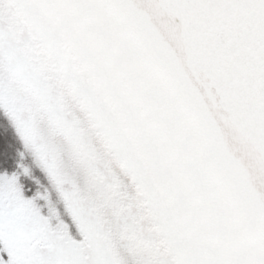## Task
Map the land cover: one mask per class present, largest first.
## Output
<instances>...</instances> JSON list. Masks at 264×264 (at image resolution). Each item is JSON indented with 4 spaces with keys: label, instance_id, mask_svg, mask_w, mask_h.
Returning a JSON list of instances; mask_svg holds the SVG:
<instances>
[{
    "label": "snow or ice",
    "instance_id": "snow-or-ice-1",
    "mask_svg": "<svg viewBox=\"0 0 264 264\" xmlns=\"http://www.w3.org/2000/svg\"><path fill=\"white\" fill-rule=\"evenodd\" d=\"M16 4L87 44L163 175L180 264H264V0ZM4 151L0 138V264H113L84 254L99 244L86 215L51 213Z\"/></svg>",
    "mask_w": 264,
    "mask_h": 264
},
{
    "label": "rangeland",
    "instance_id": "rangeland-1",
    "mask_svg": "<svg viewBox=\"0 0 264 264\" xmlns=\"http://www.w3.org/2000/svg\"><path fill=\"white\" fill-rule=\"evenodd\" d=\"M0 10L5 11L4 17L0 16V98H2L10 113L18 117L16 115L17 112L21 115V119H24L25 125L21 128L20 135L29 145L39 150L40 162L44 172L55 183L56 189L59 187L57 183L64 181L66 175L67 178H73L72 180L78 186V193L84 197H86L85 195L94 196L102 188V194L97 199V205H100L101 209L104 208L108 200L103 194L105 188L110 187L112 184L128 185V181L130 184L133 179H136V177L129 174L126 170L124 173H121L124 166L121 160V153L127 151L129 147L131 155L129 158L132 160L135 150L146 163V169L153 175L148 180L156 184L151 182V186L167 192V198L169 192L162 173L157 169L153 160L141 146L138 136L125 124L121 113L112 103L111 98L103 90L98 64L89 55L87 44L70 35L59 24L50 22L36 13L48 25L49 32L43 29L48 33V36H44V44L58 50V46L54 42L57 36L62 43L60 48H63V51L68 53L71 59H76L78 64L85 66L88 81L91 88L94 89L87 99H85V102L90 107L95 108L99 118L103 113V110H99V105L103 106V104H106L109 106L110 109L108 108V111H110L111 115L113 114L116 123L114 119L109 124L102 121L100 128L102 127V130L105 129L107 131V137L104 133L100 134L97 131L96 124L88 111L85 110L86 105L79 100L75 104L77 113L76 122L60 114L63 109L62 105L66 101L61 98L60 100L58 98H51L50 93L55 89L61 90L63 86H65L66 93H69L70 85L68 83L64 84L63 80L57 81L56 70L46 63L35 68L32 67L31 62L30 65L27 63L28 57H30L29 47H39L42 44L26 35H22L21 30L18 28L17 19L13 18L10 20L5 2L0 1ZM24 14L29 18L28 14L25 12ZM9 32L11 34L14 32L18 36V39L21 40V43L17 45V51L15 50L14 42L8 38ZM4 38L6 39L8 51H10V57L15 59L18 57L22 58L24 79L14 71V65L10 63V59L5 55ZM21 38L24 40L22 41ZM43 76L45 80L42 78ZM78 88L80 90L86 89L82 84H79ZM66 99L69 100L68 97ZM67 105H70L69 101H67ZM121 145H125V148L121 147ZM131 166L133 167V165ZM131 186L134 185H128V187ZM135 186L140 188L139 185ZM148 186L146 183V187L142 189L147 191ZM59 196L56 204L60 205V209L73 212L64 192H61ZM42 198L46 199V197ZM37 203H39V200ZM49 203V201H46L44 207L48 208ZM109 209H111L110 206ZM52 219H55V217L53 216ZM140 231L142 235H137L138 239H141L144 234H148V241H150V236L156 234L164 238V241H160L159 243L155 241L151 243L149 248L142 246L133 247L130 239L124 237L122 245L119 248L124 250V254L128 253L125 255L127 259L133 261L135 257H131L129 254L133 252V249H139L140 247V251L144 249L147 251H152V249H173L170 238L171 233L175 235L176 232L169 231L167 223L163 225L161 221V225L153 231L148 230L143 225Z\"/></svg>",
    "mask_w": 264,
    "mask_h": 264
},
{
    "label": "trees",
    "instance_id": "trees-1",
    "mask_svg": "<svg viewBox=\"0 0 264 264\" xmlns=\"http://www.w3.org/2000/svg\"><path fill=\"white\" fill-rule=\"evenodd\" d=\"M0 1L6 3L10 20L13 18L17 19L18 28L21 30L22 35H26L42 44L39 47H29L30 57H28L27 63L30 65L31 62L34 68L46 63L56 70L57 81L63 80L64 84L68 83L70 85V88L68 87L70 89L69 93H66L65 86L61 90L55 89L50 93L51 98H58L59 100L64 98L63 100L66 102L60 114L65 118H70L68 115L69 105H67L69 100L66 97L76 98L83 103L91 94V91L94 90L88 81L85 66L76 63L68 53L63 51V48H60L62 43L57 37L54 42L57 44L59 51L53 49L50 45L44 44V36H48V33L44 30L49 32L48 25L35 13L24 10L29 15L28 18L24 14L23 9L17 6L16 0ZM4 15L5 11L0 10V16L4 17ZM8 34L10 36H8L9 40L14 42L15 50L17 51V45L21 43V40L18 39L14 32L12 33L13 35L11 32ZM21 39L22 41L24 40L23 38ZM5 40L4 38L5 55L10 59V63L14 65V71L23 78L22 58L18 57L15 59L10 57V51H8ZM42 78L45 80L44 76ZM79 84L84 85L86 89L80 90L78 88ZM99 110H103L100 118L97 112L95 111L94 114V110L91 108V113L97 118L98 121L96 122L99 123V126H101L102 121L107 124L113 122L114 116L113 114L111 115L108 109L99 105ZM16 115L18 117L10 113L4 101L0 98V138L4 142L5 160L6 162L8 160L12 162L10 167L14 168L13 175L27 179L28 186L34 190L36 196L40 198L46 197V199H42L44 203L46 201L50 202L48 207L50 212L56 213L60 209V205L56 204V200L60 197L59 194L64 192L72 210L77 214L83 213L86 215L88 224L97 232L99 240V244L96 246L85 245L84 254L87 257L94 258L97 254V247L102 246L111 257L113 264H180L181 254L179 250L176 251L178 248L175 244L176 234L174 235V233H171L170 238L173 246L172 250L152 249V251H147L144 249L140 251V247L139 249H133V252L129 254L131 257H135L133 261L127 259L125 255L128 253L124 254V250L119 248L124 237L130 239L133 247L142 246L149 248L151 243L155 241L157 243L164 241V238L156 234L150 236V241H148V234H144L141 239H138L137 235H142L140 229L143 228V225L148 230L153 231L161 225L162 221L163 225L167 223L169 231L176 232V217L169 204V194L166 198L167 192L151 186L153 181L148 180V178L153 175L145 169V162L143 163L138 156L135 158L132 156L131 165L133 167L128 165L127 170L129 174L136 177L130 182L134 186L128 187V185L130 186L128 181V185L112 184L110 187L105 188L103 194L108 200L106 201L107 205L101 209L100 205H97V199L102 194V188L94 196L85 195L86 197H84L78 193V186L72 180L73 178H67L66 175L64 181L57 183L59 187L56 189L55 183L44 172L40 162L39 150L29 145L21 137L20 130L25 125L24 119H21V115L17 112ZM114 122L116 123L115 119ZM106 135H108L107 132ZM124 146L123 148H125ZM129 151L130 148L128 147L127 151H124L122 155H130ZM146 183L149 185L147 191L142 189L146 187ZM135 185H139L140 188ZM109 206L111 209H109ZM52 222L55 223V219H52ZM98 227L100 228L97 229Z\"/></svg>",
    "mask_w": 264,
    "mask_h": 264
}]
</instances>
